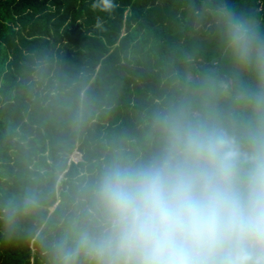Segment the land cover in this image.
<instances>
[{
	"label": "trees",
	"instance_id": "16d2710c",
	"mask_svg": "<svg viewBox=\"0 0 264 264\" xmlns=\"http://www.w3.org/2000/svg\"><path fill=\"white\" fill-rule=\"evenodd\" d=\"M221 2L264 18V0H0V205L44 195L13 229L0 219V264H49L45 240L95 164L179 82L223 69L201 18Z\"/></svg>",
	"mask_w": 264,
	"mask_h": 264
},
{
	"label": "clouds",
	"instance_id": "9594fccd",
	"mask_svg": "<svg viewBox=\"0 0 264 264\" xmlns=\"http://www.w3.org/2000/svg\"><path fill=\"white\" fill-rule=\"evenodd\" d=\"M201 18L223 69L179 82L95 164L45 240L49 264H264V18L223 2ZM43 199L27 187L0 219L11 230Z\"/></svg>",
	"mask_w": 264,
	"mask_h": 264
},
{
	"label": "rangeland",
	"instance_id": "374dc122",
	"mask_svg": "<svg viewBox=\"0 0 264 264\" xmlns=\"http://www.w3.org/2000/svg\"><path fill=\"white\" fill-rule=\"evenodd\" d=\"M79 158V153L77 151H74L72 154H71V159L73 160H76Z\"/></svg>",
	"mask_w": 264,
	"mask_h": 264
}]
</instances>
